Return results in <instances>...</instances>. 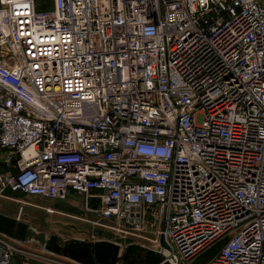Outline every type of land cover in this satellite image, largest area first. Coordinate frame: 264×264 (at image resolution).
I'll use <instances>...</instances> for the list:
<instances>
[{
    "label": "built area",
    "instance_id": "2783aa9c",
    "mask_svg": "<svg viewBox=\"0 0 264 264\" xmlns=\"http://www.w3.org/2000/svg\"><path fill=\"white\" fill-rule=\"evenodd\" d=\"M0 185L168 264H264V0H0Z\"/></svg>",
    "mask_w": 264,
    "mask_h": 264
},
{
    "label": "rangeland",
    "instance_id": "374dc122",
    "mask_svg": "<svg viewBox=\"0 0 264 264\" xmlns=\"http://www.w3.org/2000/svg\"><path fill=\"white\" fill-rule=\"evenodd\" d=\"M35 1L39 8L49 7L51 4V0ZM21 198H24L28 203L20 204L15 201V199ZM47 208L54 211L50 212ZM0 211L27 222L32 231L33 236L28 237L25 241L12 240L11 243L16 249L13 257L15 264H23L27 257L33 264H72L71 258L49 251L45 247L43 240L52 236L60 245L70 240L87 242L108 240L119 244L122 253L131 244H142L144 249L154 246L155 230L153 228H148L140 237L124 235L111 229L101 230L97 225L88 222L86 220L88 217L81 216L72 204L65 201L52 203L34 197H24L1 185ZM38 235L43 236V239L37 238ZM206 257L207 255L204 256V258ZM122 263L120 261L118 264Z\"/></svg>",
    "mask_w": 264,
    "mask_h": 264
},
{
    "label": "water",
    "instance_id": "95a60500",
    "mask_svg": "<svg viewBox=\"0 0 264 264\" xmlns=\"http://www.w3.org/2000/svg\"><path fill=\"white\" fill-rule=\"evenodd\" d=\"M0 234L13 240L25 241L32 236V231L27 222L0 211ZM37 238L43 239V236L38 235ZM43 241L49 251L62 254L83 264H118L120 261L123 262L122 264H132L126 263V254L132 253L139 247L136 244H131L122 253L119 244L108 240L93 242L70 240L60 245L56 242V238L52 236ZM161 244L163 245L162 240ZM143 260L144 264H168L163 261L159 253L153 250H148Z\"/></svg>",
    "mask_w": 264,
    "mask_h": 264
},
{
    "label": "flooded vegetation",
    "instance_id": "af4514ba",
    "mask_svg": "<svg viewBox=\"0 0 264 264\" xmlns=\"http://www.w3.org/2000/svg\"><path fill=\"white\" fill-rule=\"evenodd\" d=\"M144 255L138 253L137 249H135L132 253L126 254V263L132 264H144Z\"/></svg>",
    "mask_w": 264,
    "mask_h": 264
},
{
    "label": "bare ground",
    "instance_id": "6f19581e",
    "mask_svg": "<svg viewBox=\"0 0 264 264\" xmlns=\"http://www.w3.org/2000/svg\"><path fill=\"white\" fill-rule=\"evenodd\" d=\"M50 210V209H49ZM51 211H54V210H50V212ZM34 231V230H33ZM35 233V232H34ZM33 236V235H32ZM153 249H155L156 250V248H153ZM137 251H138V253L139 254H141V255H145L146 254V252L148 251V249H142V248H137Z\"/></svg>",
    "mask_w": 264,
    "mask_h": 264
}]
</instances>
